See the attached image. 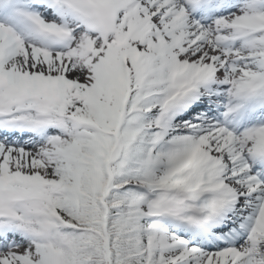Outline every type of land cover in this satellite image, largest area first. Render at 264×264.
Listing matches in <instances>:
<instances>
[{"label": "snow or ice", "instance_id": "1", "mask_svg": "<svg viewBox=\"0 0 264 264\" xmlns=\"http://www.w3.org/2000/svg\"><path fill=\"white\" fill-rule=\"evenodd\" d=\"M0 264H264V0H0Z\"/></svg>", "mask_w": 264, "mask_h": 264}]
</instances>
